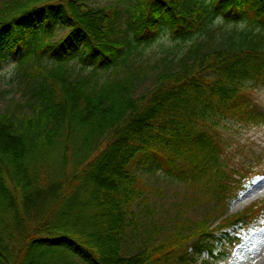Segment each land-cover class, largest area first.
<instances>
[{"label":"trees","instance_id":"16d2710c","mask_svg":"<svg viewBox=\"0 0 264 264\" xmlns=\"http://www.w3.org/2000/svg\"><path fill=\"white\" fill-rule=\"evenodd\" d=\"M3 6L0 69L15 62L24 100L0 113V264L226 259L241 238L225 230L264 217V197L225 217L244 183L264 174V107L255 102H264V0ZM217 16L233 29L206 46L197 37H213ZM167 29L194 41L141 91L146 73L132 55ZM141 167L186 182V208L206 204L205 217L181 208L168 229L154 222L144 236L138 207L159 188Z\"/></svg>","mask_w":264,"mask_h":264},{"label":"rangeland","instance_id":"374dc122","mask_svg":"<svg viewBox=\"0 0 264 264\" xmlns=\"http://www.w3.org/2000/svg\"><path fill=\"white\" fill-rule=\"evenodd\" d=\"M4 1L0 0V9L5 8ZM117 0H89L93 7H102L113 4ZM120 5L126 8V4L121 2ZM213 37L206 34H199L198 40L211 46L216 44L219 39L227 35L233 25L223 22L216 25L214 22L210 25ZM67 30L63 29L58 35L61 37ZM210 39L213 41L211 42ZM194 41V40H193ZM193 41H181L172 37L169 29L165 30L154 42L148 46H142L132 55L134 57V65L137 68L142 67L145 71L144 80L138 77L139 90L148 89L154 83L157 74L165 70L168 65H174L178 62V58L183 54ZM211 43V44H210ZM11 69V75H8ZM141 69V70H142ZM16 71L14 61H9L0 69V113L14 109L16 112L21 111L20 100H24V86L20 85L17 79L13 80ZM253 134H259L258 130H254ZM138 174L151 186L159 188L152 193L149 201H146L138 207L142 220V233L144 236L148 233V226L154 222L158 223L159 230L169 228V218L181 208H185L183 212L191 219H203L209 209L206 204H194L186 208L187 197L192 193V189L182 180L174 178L161 169L155 168H139ZM264 197V174H258L244 183L243 189L238 195L230 200L225 210V217L236 214L244 210L251 203ZM153 210V212H151ZM220 219L214 218L212 227L219 224ZM225 231L233 235H238L241 242L236 246L232 253L224 260L218 261L216 264H264V217L257 223L249 227L235 226ZM139 244L138 239L129 240L126 245L134 250ZM208 258V254L204 253L198 257V263ZM77 260V259H76ZM79 264L81 263L77 260Z\"/></svg>","mask_w":264,"mask_h":264},{"label":"clouds","instance_id":"9594fccd","mask_svg":"<svg viewBox=\"0 0 264 264\" xmlns=\"http://www.w3.org/2000/svg\"><path fill=\"white\" fill-rule=\"evenodd\" d=\"M223 22H224V20H223V17L222 16H217L215 18V20H214V24H216V25L222 24ZM239 27L241 29H243L245 27V24L243 22H241V23H239ZM8 75L9 76L11 75V69L9 70ZM255 102L260 103L261 106L264 107V102H261L259 100L255 101Z\"/></svg>","mask_w":264,"mask_h":264}]
</instances>
